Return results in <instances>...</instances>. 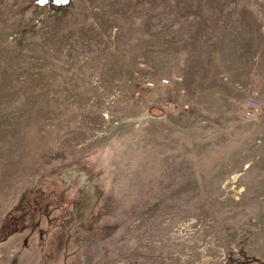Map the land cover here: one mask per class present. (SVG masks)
<instances>
[{
	"label": "rangeland",
	"instance_id": "rangeland-1",
	"mask_svg": "<svg viewBox=\"0 0 264 264\" xmlns=\"http://www.w3.org/2000/svg\"><path fill=\"white\" fill-rule=\"evenodd\" d=\"M0 264H264V0H0Z\"/></svg>",
	"mask_w": 264,
	"mask_h": 264
},
{
	"label": "snow or ice",
	"instance_id": "snow-or-ice-1",
	"mask_svg": "<svg viewBox=\"0 0 264 264\" xmlns=\"http://www.w3.org/2000/svg\"><path fill=\"white\" fill-rule=\"evenodd\" d=\"M41 4H45L48 2V0H39ZM54 3L60 4V3H67V0H53Z\"/></svg>",
	"mask_w": 264,
	"mask_h": 264
},
{
	"label": "built area",
	"instance_id": "built-area-1",
	"mask_svg": "<svg viewBox=\"0 0 264 264\" xmlns=\"http://www.w3.org/2000/svg\"><path fill=\"white\" fill-rule=\"evenodd\" d=\"M249 113H247V115H248Z\"/></svg>",
	"mask_w": 264,
	"mask_h": 264
}]
</instances>
